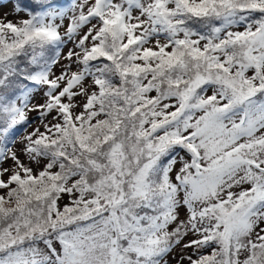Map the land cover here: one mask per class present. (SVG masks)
<instances>
[{
    "label": "snow or ice",
    "instance_id": "1",
    "mask_svg": "<svg viewBox=\"0 0 264 264\" xmlns=\"http://www.w3.org/2000/svg\"><path fill=\"white\" fill-rule=\"evenodd\" d=\"M11 14L0 264H264V0Z\"/></svg>",
    "mask_w": 264,
    "mask_h": 264
},
{
    "label": "rangeland",
    "instance_id": "2",
    "mask_svg": "<svg viewBox=\"0 0 264 264\" xmlns=\"http://www.w3.org/2000/svg\"><path fill=\"white\" fill-rule=\"evenodd\" d=\"M11 9H12V0H3V6L0 7V17L4 16L5 14H8L7 15L8 19H11V20L17 19V17L14 14H11ZM21 16L23 17V13H21ZM23 18H27V17H23ZM69 46H71V45H69ZM56 71L59 72V69L57 68ZM151 95H155V92L151 93ZM34 102H42L41 96L37 95L35 97ZM34 115H35L34 113L30 114V116H34ZM33 127H36V124H33ZM28 130L31 131L32 129L29 128ZM62 203H67V201H64ZM179 251H180L179 248H177L175 250V252L169 257V259L173 260V261H174V259H178L179 258V256H178ZM188 251H190V250H188Z\"/></svg>",
    "mask_w": 264,
    "mask_h": 264
},
{
    "label": "trees",
    "instance_id": "3",
    "mask_svg": "<svg viewBox=\"0 0 264 264\" xmlns=\"http://www.w3.org/2000/svg\"><path fill=\"white\" fill-rule=\"evenodd\" d=\"M64 201H67V198H64V200L62 202H64Z\"/></svg>",
    "mask_w": 264,
    "mask_h": 264
}]
</instances>
